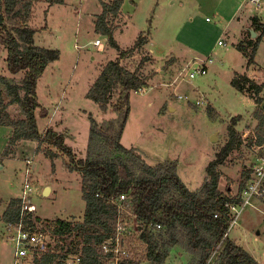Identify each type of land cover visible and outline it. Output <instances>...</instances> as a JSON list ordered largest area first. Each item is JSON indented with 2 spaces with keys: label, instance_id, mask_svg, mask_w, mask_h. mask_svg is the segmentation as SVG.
I'll return each instance as SVG.
<instances>
[{
  "label": "rangeland",
  "instance_id": "1",
  "mask_svg": "<svg viewBox=\"0 0 264 264\" xmlns=\"http://www.w3.org/2000/svg\"><path fill=\"white\" fill-rule=\"evenodd\" d=\"M101 1L66 0L65 4L51 5L47 0H36L30 20V26L37 29L36 44L61 52L60 59L47 67L37 85L38 101L49 113L45 117L40 109L37 111V126L41 133L53 128L66 134L65 143L73 147L79 158L87 156L90 114L99 123L117 117L113 106L102 111L86 98L95 76L119 54L106 36L94 31L97 14L102 10ZM232 4V0H124L123 16L111 17L110 22L122 50L132 47L142 32L150 39L142 52L123 62L128 69L135 70L144 57L150 58L143 64L149 78L148 87L143 93L132 92V111L120 143L125 148H136L153 166L176 161L180 178L190 190L198 191L206 180V167L228 142L231 118L240 115L237 131L241 134L242 146L219 168L220 191L228 189L235 197L246 176L251 174L260 145L255 141H258V121L253 117L258 104L250 92L236 90L231 82L238 73L264 83V39L255 65L248 68L247 58L236 44L242 40L247 42L250 32L246 30L240 39L236 23H228L229 18L225 16L229 17ZM253 16L264 22V10L251 12L246 17L251 28ZM96 39L104 44L101 51L94 45ZM219 40L225 45L219 46ZM193 57L210 58L212 62L208 64V74L192 80L187 74L195 62ZM6 58L0 42V74L12 84H21L24 72H8ZM2 90L10 117L23 119L20 106L9 104L11 98L4 86ZM181 95H188L189 101L180 100ZM261 97L264 107V92ZM200 98H205L206 103L197 106L195 101ZM117 101L118 94L112 99L113 103ZM58 105L68 107L67 113L63 115L62 109L59 112ZM210 109L214 110L213 115ZM8 132V127L0 126V215L12 199L22 197L28 172L32 187L28 198L36 206L31 220L39 218L38 229L52 238L49 227L55 219L82 220L86 203L82 198L81 176L67 169V157L60 156L52 163L45 156V151L52 149L49 145L43 144L38 151L36 141H29L19 147L16 156L3 158ZM16 146L17 151L19 145ZM48 187L51 191L45 194ZM257 200L263 203V208L257 209L253 204L244 207L228 233L231 240L264 264V197ZM124 215L129 237L123 246L141 264H148L136 220L127 211ZM6 224L0 216V264H14L15 247L10 239L14 230L6 228ZM57 242H52L53 249ZM169 253L165 264L197 263V257L181 246H175ZM28 264L35 262L29 260Z\"/></svg>",
  "mask_w": 264,
  "mask_h": 264
},
{
  "label": "trees",
  "instance_id": "2",
  "mask_svg": "<svg viewBox=\"0 0 264 264\" xmlns=\"http://www.w3.org/2000/svg\"><path fill=\"white\" fill-rule=\"evenodd\" d=\"M36 0H0V42L6 50L7 70L11 74L24 72L21 84H12L5 75L0 74V126L13 129L12 137L2 157L16 154V145L21 141L38 142L39 151L43 144L52 149L45 156L52 163L60 156L68 159L67 169L81 176L82 198L86 203L82 220L57 218L50 225L49 232L58 240L55 248L35 256V264H67L70 257L79 255L82 264H107L100 253V245L114 234L117 223V206L114 203L119 195H129L130 210L136 220L139 239L146 247L148 264H165L170 250L181 246L197 257L196 264H260L242 246L236 244L226 234L232 224L227 203L240 204V185L235 197L230 191H220L221 174L219 168L226 158L238 151L243 143L237 131L241 116L232 117L228 126V142L206 167V180L198 191H192L178 175V163L165 161L156 166L149 164L136 148H125L121 142L126 122L132 111L131 95L148 87V77L143 64L150 60L144 57L135 70L128 69L123 62L135 53L142 52L148 44V35L142 32L130 48L122 50L115 38L111 17H119L124 0L101 1L102 11L97 16L94 31L108 38L110 46L118 51V57L110 60L102 68L100 75L89 87L86 98L95 102L102 111L113 106L117 117L99 123L90 114V134L86 158H79L73 147L65 143L66 134L55 129L41 133L37 126L36 113L49 115L38 101L37 85L47 67L58 61L61 52L36 44L37 29L30 26ZM66 0H47L51 5L65 4ZM257 36L252 39L249 33L247 42L241 41L236 47L247 58L248 68L255 65V58L264 39V22L258 16L251 19ZM231 84L242 93L252 94L258 107L253 114L258 121L256 138L258 145H264V107L262 93L264 83H258L247 74L236 73ZM6 94L11 98L9 104L17 103L22 109L23 119H12L4 101ZM118 94V101L112 102ZM213 115L214 110H209ZM57 149V151L54 150ZM22 202L12 199L2 220L17 225L20 221ZM27 213L26 224L35 230L37 217L32 220ZM162 229H155V225ZM220 245V247H219ZM210 262V264H212ZM130 264H141L140 260Z\"/></svg>",
  "mask_w": 264,
  "mask_h": 264
},
{
  "label": "built area",
  "instance_id": "3",
  "mask_svg": "<svg viewBox=\"0 0 264 264\" xmlns=\"http://www.w3.org/2000/svg\"><path fill=\"white\" fill-rule=\"evenodd\" d=\"M246 7L251 12L260 13L263 12L264 8V1L263 0H246L245 2ZM94 45L98 48V50H102L104 48V44L100 39H96L94 41ZM219 46H224L225 43L222 40L218 41ZM195 62L191 65V70L188 72L187 77L189 79H195L197 76L206 75L208 74L209 66L208 64L212 62V59H199L194 60ZM146 89L136 91L143 93ZM180 100L189 101L188 95H181L178 96ZM206 103L205 98H200L195 101L197 106L203 105ZM255 139V138H254ZM257 142V140L255 139ZM255 142V143H256ZM257 160L255 165L252 168L250 179L246 183V186L241 192V199L242 201L240 204H232L227 203L226 206L230 209V215L233 219L230 228L236 224L240 212L244 207L247 205L252 204V201L257 198L264 197V145L259 146V152L257 154ZM27 164L31 165L30 161H27ZM26 180H25V187L23 190V195L20 198L22 202V209L20 215V221L17 225L9 224V227L14 230L12 237V243L15 247V263L14 264H28L29 260H34L35 256H39L43 252H46L48 249H52L51 244L52 242L55 243L57 239L56 236L52 235V238H49L45 231L36 228L33 230L26 224V215L27 213H33L36 211V206L29 201L28 196L32 191L31 184L29 183L30 180L28 179L29 173H26ZM115 205L117 206V223L115 232L111 235V238L105 240L100 245V253L105 256L107 264H130V261L137 260L135 255L132 251H128L124 248L123 244L127 237H129V232H127V225L125 223V215L124 212L127 211L128 214L132 208V203L129 195L122 194L119 195L114 200ZM132 216V215H131ZM137 234H139L138 227ZM229 228V229H230ZM155 229L161 230L162 226L156 224ZM229 233L226 234V236ZM50 239V241H49ZM53 240V241H52ZM220 247V245H219ZM212 255L211 259L207 264L213 260L215 254ZM67 264H82V257L79 255H74L69 258Z\"/></svg>",
  "mask_w": 264,
  "mask_h": 264
},
{
  "label": "crops",
  "instance_id": "4",
  "mask_svg": "<svg viewBox=\"0 0 264 264\" xmlns=\"http://www.w3.org/2000/svg\"><path fill=\"white\" fill-rule=\"evenodd\" d=\"M103 2L105 1V2H108V3H110V1H108V0H102ZM233 1V4H232V10H231V12L229 13V17H226L225 16V18H229V21H228V23H236L235 24V26L238 28V32H239V34H240V39L243 37V35L245 34V31L246 30H248L251 34H252V32L253 31H255L253 28H251L250 27V23H249V21H248V19L246 18L247 17V15H250V13H251V11L246 7V5H245V2H246V0H232ZM122 8H123V6H122ZM102 11V10H101ZM101 13V12H100ZM100 13H98L97 15H100ZM120 15L119 16H123V13H122V9H121V11H120ZM261 16V15H260ZM251 20V19H250ZM95 24V23H94ZM227 27V26H226ZM94 28H95V26H94ZM226 30H227V28H226ZM114 32H115V30H114ZM253 37V36H252ZM149 41H150V39H149V37H148V43H149ZM147 46V45H146ZM258 53V52H257ZM151 56H152V54H150ZM193 60H199V59H197V57H193L192 58ZM191 61V60H190ZM104 67V66H103ZM102 67V68H103ZM102 68H101V70H100V72L102 71ZM96 78H97V76H95ZM95 78V79H96ZM95 79H94V81H95ZM93 81V82H94ZM39 82V81H38ZM92 84V83H91ZM91 86V85H90ZM59 107H57V108H59V112H60V110L62 109V114L64 115L65 113H67V110H68V107H64L63 105H58ZM9 128V127H8ZM60 133H62V132H60ZM12 134H13V129L12 128H9V132H8V135H7V140H6V142H7V144H8V141H9V139L12 137ZM26 142H29V141H21V142H19L18 143V150L16 151V154L15 155H11V156H9V157H12V156H16L17 155V152L19 151V147L20 146H22L23 144H25ZM36 143V145L38 144L37 142H35ZM36 150H37V148H36ZM38 154V153H37ZM27 161H30V160H27ZM31 162V161H30ZM34 168L36 167V165L34 164V166H33ZM49 189H50V191H51V188L50 187H48ZM17 198H21V197H17ZM16 198V199H17ZM10 204V203H9ZM252 204L254 205V206H256V208L258 209V208H263L262 206H263V203L261 202V201H258L257 199H254L253 201H252ZM252 204H250L251 206H252ZM9 206V205H8ZM8 206H7V208H8ZM248 206V205H247ZM6 208V209H7ZM6 209L3 211V213L0 215V216H3V214H4V212L6 211ZM6 228L7 227H9V224H6V226H5Z\"/></svg>",
  "mask_w": 264,
  "mask_h": 264
},
{
  "label": "water",
  "instance_id": "5",
  "mask_svg": "<svg viewBox=\"0 0 264 264\" xmlns=\"http://www.w3.org/2000/svg\"><path fill=\"white\" fill-rule=\"evenodd\" d=\"M252 36H253V38L257 36L256 31H253V32H252ZM49 190H50V189L47 188V189L45 190V194H47V193L49 192Z\"/></svg>",
  "mask_w": 264,
  "mask_h": 264
}]
</instances>
